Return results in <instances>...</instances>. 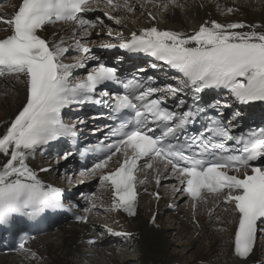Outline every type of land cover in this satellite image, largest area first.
<instances>
[{
  "label": "snow or ice",
  "instance_id": "6c2138e0",
  "mask_svg": "<svg viewBox=\"0 0 264 264\" xmlns=\"http://www.w3.org/2000/svg\"><path fill=\"white\" fill-rule=\"evenodd\" d=\"M101 2L113 10H135L130 0L122 4L118 0H22L11 18L0 19L11 32L0 39V77H23L28 91L25 106L0 136V155L6 158L0 164V225L8 224L17 214L37 216L62 206L63 191L43 183L29 166L30 158L62 138L70 139L75 148L77 125L84 120L77 118L67 123L63 110L95 104L108 107L113 119L118 118L117 114L128 113L132 118L120 117L119 126H105L108 128L105 139H115L103 146L106 155L102 159L80 170L79 183L98 175L101 185L113 194L108 210H123L134 216L138 173L153 169L154 163L163 164L181 185L176 191L187 194L194 206L206 202L207 194L232 205L238 218L234 251L237 256L247 258L253 252L258 229L264 232V164H253L264 159V129L258 134L253 131L235 135L222 120L209 116L204 131L191 137L183 134L206 109L230 106L220 100L200 106L196 97L207 89L227 90L240 104L264 102V31L257 32L254 26L243 23L223 24L213 20L192 34L153 26L139 34L131 33L130 38L118 45H100L155 58L182 74L179 86H152L136 78L124 80L117 68L103 62L87 70L82 78H76V69L87 68L88 60H99L86 39L103 22L99 18L87 19L84 14L96 10ZM169 3L174 4L175 0ZM167 6L163 5L165 9ZM105 15L121 23L111 12L105 11ZM58 22L74 23L81 39L69 46L63 38H43L45 27ZM246 27L250 30L239 31ZM108 35L112 33L109 31ZM70 52L77 54L72 63L66 62ZM110 83L119 85L123 91H108ZM185 89L194 94L193 106L182 112L170 110L166 98L186 95ZM178 103L185 102L179 99ZM151 124L161 128L159 134ZM99 148L100 145L85 148L80 154ZM73 154L66 151L62 159L67 160ZM117 156L122 157L117 167L104 171ZM156 171L159 184V167ZM86 199L90 203L86 211L92 212L97 208L95 194ZM77 219L87 222L86 216ZM20 247L23 249L24 245Z\"/></svg>",
  "mask_w": 264,
  "mask_h": 264
},
{
  "label": "bare ground",
  "instance_id": "6f19581e",
  "mask_svg": "<svg viewBox=\"0 0 264 264\" xmlns=\"http://www.w3.org/2000/svg\"><path fill=\"white\" fill-rule=\"evenodd\" d=\"M19 1L13 0L0 11V15L12 14ZM118 2L122 4L124 0H118ZM130 4L135 9L133 12L124 8L113 10L100 4L98 8L101 11L97 10V14L88 15L87 19L99 18L103 22L87 37L86 42L90 47L128 39L131 33L139 34L141 30L153 26L161 30L192 34L202 24L213 20L223 24L243 23L254 26L257 32L264 31V0H175L174 4L169 3V0H130ZM165 4L168 5L166 9L163 7ZM229 8L233 11L228 12ZM105 11L119 18L121 23L117 24L114 20L107 19ZM153 17L154 19L150 20ZM3 28L5 26L0 25V30ZM249 30L248 27L239 29V31ZM109 31L112 33L111 36L108 35ZM81 35L74 23L66 26H49L43 33L48 40L63 38L69 46L76 40H80ZM2 36L4 35L0 33V37ZM74 61L75 57L66 58L68 63ZM80 69L82 68L76 70ZM26 93L27 85L23 77L15 76V78L0 80V136L6 132L14 116L23 106ZM5 159L3 155H0V164ZM45 162L42 156L36 154L30 158L29 162V166L43 183H55L72 192L82 194V191L88 187L87 183L93 179V176H89L83 183H79L77 171L62 174L63 171L61 172L58 168L62 165L64 170L69 161L62 163L61 158L57 157L48 163ZM57 164L59 166L53 172L47 175L39 173L41 169L49 165L55 167ZM163 172V169H160L159 175ZM154 175L157 173L144 171V177L152 178ZM167 177L175 178L172 175ZM161 185L160 191L164 199L155 204L150 198L143 196L139 201L140 208L135 219L125 220L117 216L113 217V221L109 218L103 223L104 225L99 226L93 217L90 225L63 224L50 233L40 236L30 247L32 251L30 254L0 257V264H77V262L125 264L126 261L123 262L116 257V252L119 250L117 247L126 252H133L137 258L136 264H251L256 262L264 264V255H262L264 234L258 235L259 241L253 255L247 261H241L234 251L233 228L237 216L231 210L226 211L215 201L211 204L208 202L200 204L196 211L200 224L197 227L192 221L193 211L188 209L189 205L185 204L187 201L185 195L176 191L179 188L178 184L167 183L163 178ZM167 202L177 204L178 215L166 209ZM155 210L158 212L157 222L160 228L151 227L148 223ZM108 225H114L124 232L131 233L132 238L126 239L119 245L111 243ZM175 239H178L182 247L174 245ZM109 244L114 245L115 248L100 250L99 247ZM192 246L194 251H191Z\"/></svg>",
  "mask_w": 264,
  "mask_h": 264
},
{
  "label": "rangeland",
  "instance_id": "374dc122",
  "mask_svg": "<svg viewBox=\"0 0 264 264\" xmlns=\"http://www.w3.org/2000/svg\"><path fill=\"white\" fill-rule=\"evenodd\" d=\"M104 13V12H103ZM153 18H150V20H152ZM65 160H61V162L63 163ZM45 163H48V162H45ZM60 165H61V163H60ZM59 166V164H57L55 167H54V169L56 168V167H58ZM62 165L60 166V168H58L59 170H61V172L63 171L62 170ZM54 169L52 170V172L54 171ZM60 172V171H59ZM62 174H66L65 172H62ZM82 192H84V191H82ZM76 195H77V193H76ZM44 236V235H43ZM176 240V241H175ZM174 240V245H179L180 247H182V244L180 243V242H178V239H175ZM106 244H108V243H106ZM109 245H111V244H109ZM114 245H112V246H101V247H99L100 248V250H105V249H107V248H112ZM99 248H98V250H99ZM113 248H115V247H113ZM117 249V248H116ZM119 250H117V252H116V257L118 258V259H122L123 260V262L124 261H126V262H124L125 264H136L137 262H136V260H137V258H136V255L133 253V252H131V251H123V250H121L120 248H118ZM193 250V246L191 247V251ZM195 250V249H194ZM193 250V251H194ZM91 251V250H90ZM123 251V252H122ZM111 254V253H110ZM262 255H264V251H263V254ZM77 264H87V262H77Z\"/></svg>",
  "mask_w": 264,
  "mask_h": 264
}]
</instances>
